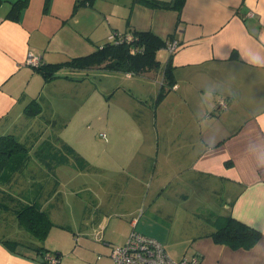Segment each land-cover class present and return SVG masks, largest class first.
Listing matches in <instances>:
<instances>
[{
    "label": "crops",
    "instance_id": "crops-1",
    "mask_svg": "<svg viewBox=\"0 0 264 264\" xmlns=\"http://www.w3.org/2000/svg\"><path fill=\"white\" fill-rule=\"evenodd\" d=\"M21 1L0 0V137L28 148L22 169L0 181V264H43V253L59 264H112V248L132 230L174 261L264 264V0H182L180 9L151 0H26L15 11ZM136 31L179 48L169 54L165 44L156 53V72L115 71L118 156L106 167L46 133L85 114V70L62 67L45 81L25 58L31 52L42 66L61 64ZM32 101L41 112L27 116ZM197 189L217 197L219 209L195 200ZM191 201L200 223L175 218ZM25 205L53 224L43 241L17 221ZM229 217L260 232L251 248L214 242ZM15 221L32 240L8 232Z\"/></svg>",
    "mask_w": 264,
    "mask_h": 264
},
{
    "label": "trees",
    "instance_id": "trees-1",
    "mask_svg": "<svg viewBox=\"0 0 264 264\" xmlns=\"http://www.w3.org/2000/svg\"><path fill=\"white\" fill-rule=\"evenodd\" d=\"M147 3L153 7L180 9L182 0H175L172 3H160L151 0L147 1ZM25 5L26 0L17 2L14 4L13 9L19 11ZM130 34L134 37L132 42L107 43L88 56L75 58L61 64L41 65L36 69V72L45 81L55 79V73L62 67L76 70L102 68L107 72L123 71L132 74H141L149 71L156 72L159 69L156 53L165 47L166 42L150 32L136 31ZM121 35L125 36V34ZM132 49L136 51L133 54L130 52ZM164 77L168 81V86L171 87L173 85V75L169 62L164 69ZM161 95L162 93L160 92L159 96ZM40 112L41 107L35 101L30 102L25 109L27 116H35ZM69 152L74 154L71 149ZM27 159L28 148L24 144L11 135L0 137V181L10 182L14 175L22 169ZM15 215L18 223L39 241H43L46 238L53 225L48 216L35 205L22 206L16 210ZM211 236L214 242L224 244L231 249H249L259 240L261 234L256 229L229 217L223 221V225L218 227ZM4 243L9 248L16 245V242L12 241H5ZM49 256L57 257L56 255L43 253V264H47L46 259Z\"/></svg>",
    "mask_w": 264,
    "mask_h": 264
},
{
    "label": "rangeland",
    "instance_id": "rangeland-1",
    "mask_svg": "<svg viewBox=\"0 0 264 264\" xmlns=\"http://www.w3.org/2000/svg\"><path fill=\"white\" fill-rule=\"evenodd\" d=\"M160 55L159 57H162L165 53ZM82 73V77L88 80L86 87H84L85 90L81 91V94H86L85 99L87 101L85 108L82 110V113L85 114H78L72 119L70 118V123H66V129L63 132L62 130L59 131L57 127H53L47 128L46 133L59 136L67 145L88 157L95 164L115 167V155L118 156L115 151V71L103 72L98 69H90L82 71ZM101 134H104L105 137H100ZM27 144L31 147L29 139ZM110 177L109 175H101L98 178L104 182H111L113 177H111L112 179ZM62 192L66 193L67 190L62 189ZM193 197L195 200L201 199L203 204H209L212 209L218 208V198L207 196L200 189L193 192ZM182 208L185 211L177 212L175 218L182 219L185 216L187 219L186 224L189 221L201 222L195 217V212H192V208H194L192 201ZM178 224L177 222L176 225ZM13 229L8 232H15L24 237H18L17 240L25 242L24 239L28 238L26 237L27 233L18 228L16 221ZM29 240L32 239L28 238Z\"/></svg>",
    "mask_w": 264,
    "mask_h": 264
},
{
    "label": "built area",
    "instance_id": "built-area-1",
    "mask_svg": "<svg viewBox=\"0 0 264 264\" xmlns=\"http://www.w3.org/2000/svg\"><path fill=\"white\" fill-rule=\"evenodd\" d=\"M134 37L131 34H114L110 37L109 43L118 44L122 42H132ZM169 54H173L179 48L177 40H171L166 44ZM132 54L135 50L130 51ZM25 64L32 68H39L41 58L29 52L25 58ZM219 107H225V103L222 100L218 101ZM105 137L104 134L100 135ZM112 264H198V259L193 258L191 261H174L166 253L163 246L155 239L139 234L132 230L126 240L121 246H115L110 252ZM47 264H59V258L54 256L47 257Z\"/></svg>",
    "mask_w": 264,
    "mask_h": 264
}]
</instances>
